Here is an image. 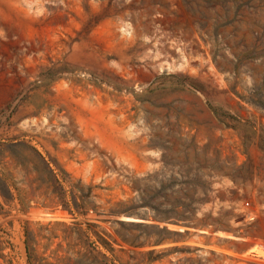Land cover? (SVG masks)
Segmentation results:
<instances>
[{"label": "rangeland", "instance_id": "obj_1", "mask_svg": "<svg viewBox=\"0 0 264 264\" xmlns=\"http://www.w3.org/2000/svg\"><path fill=\"white\" fill-rule=\"evenodd\" d=\"M0 180V264L89 189L120 264H264V0H0Z\"/></svg>", "mask_w": 264, "mask_h": 264}, {"label": "trees", "instance_id": "obj_2", "mask_svg": "<svg viewBox=\"0 0 264 264\" xmlns=\"http://www.w3.org/2000/svg\"><path fill=\"white\" fill-rule=\"evenodd\" d=\"M33 155V161L58 183L57 175L51 169L49 163L33 147L27 146ZM11 187L0 180V209L2 204L18 201L19 210L26 212L30 208L28 202L21 198L19 191L12 188L16 194L11 193ZM91 189L87 194H72L70 202L62 198L50 203L36 202L39 208L54 212L57 207L69 216V220L53 218L46 222L25 221L23 226V243L28 264H120L116 249L118 242L102 224L114 223L107 217L118 216L117 210H103L93 204ZM32 201V200H30ZM30 204V202H29ZM87 220L76 219V216H89ZM99 217H106L100 219ZM123 242L129 241L125 238Z\"/></svg>", "mask_w": 264, "mask_h": 264}, {"label": "built area", "instance_id": "obj_3", "mask_svg": "<svg viewBox=\"0 0 264 264\" xmlns=\"http://www.w3.org/2000/svg\"><path fill=\"white\" fill-rule=\"evenodd\" d=\"M247 205H248V204H247ZM255 217H256V216H255V215H253V214H251V213H250V214H248V218H249L250 220H253V219H255Z\"/></svg>", "mask_w": 264, "mask_h": 264}, {"label": "crops", "instance_id": "obj_4", "mask_svg": "<svg viewBox=\"0 0 264 264\" xmlns=\"http://www.w3.org/2000/svg\"><path fill=\"white\" fill-rule=\"evenodd\" d=\"M251 250V249H250Z\"/></svg>", "mask_w": 264, "mask_h": 264}]
</instances>
